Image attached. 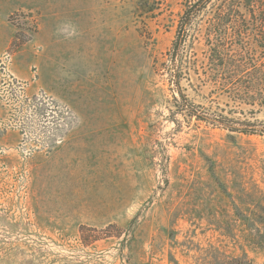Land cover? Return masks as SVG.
Listing matches in <instances>:
<instances>
[{"label":"rangeland","instance_id":"obj_1","mask_svg":"<svg viewBox=\"0 0 264 264\" xmlns=\"http://www.w3.org/2000/svg\"><path fill=\"white\" fill-rule=\"evenodd\" d=\"M193 1L0 0V264H264V50L229 74L209 38L252 1L213 0L175 58L221 123L170 80Z\"/></svg>","mask_w":264,"mask_h":264},{"label":"trees","instance_id":"obj_2","mask_svg":"<svg viewBox=\"0 0 264 264\" xmlns=\"http://www.w3.org/2000/svg\"><path fill=\"white\" fill-rule=\"evenodd\" d=\"M212 1L213 0H195L187 4V7L180 19L176 37L172 46V60L175 64H172L173 66L169 68L171 75V84L175 86L173 88V92H175V99L179 103L177 109L180 111H189L191 114L196 115L199 119L211 123H216V121H219L221 123L225 119L229 121L230 118L227 116H222L223 119L216 118L215 115L210 116L209 114L201 116L193 106H190L192 105L191 100L185 93L181 83L186 74L188 75L187 77H190V72H185L184 65L176 64L175 59L179 54V50L187 44V40L190 35L192 26L194 25L193 22L195 18L199 15L200 12L206 9L208 4L212 3ZM230 1L232 3L236 0ZM250 1H252L251 6L249 7L252 14V22L247 19L246 16L243 17L241 12H235L234 15L229 17V15L226 14L227 5L225 4L224 7L220 8L221 11L218 13L217 18H215L209 26L211 29H213L209 33V38L211 41V51H213L217 55L214 60L220 61V63L218 64V66L222 67L220 69H222L223 71L227 70L229 74H237L242 71L243 68L248 64H255V59L259 51L258 48H262L264 50V0H254V2L253 0H248V2ZM241 2L244 1L238 0L239 4L236 5L239 6ZM231 3L229 2V4ZM214 4L215 3H213V5ZM231 5L233 6V3ZM226 18L228 19V21H230L229 23L225 21L227 20ZM252 24L256 27V30H260L259 34L261 35V38H259L256 33H251L245 28L250 27ZM223 32L225 33V37H223L222 40L217 39L216 35L218 33L223 34ZM211 56L213 57V54H211ZM227 64L229 65L227 66ZM187 69L190 70V67H188ZM215 69L217 70V68ZM257 71V75L253 72L250 73L252 74V76L249 75L250 78L248 79V81H244V87L247 89L248 96L250 95L252 97H258L257 99L260 100L264 96L262 93V90H264V67L262 68L261 66H258ZM176 93L178 96H176ZM263 101L264 100H262L261 102L263 103ZM248 123H251V121L246 122V125L248 126L239 128L241 129L240 131L253 132L254 130L249 127V125L251 124ZM228 125L229 127H233L232 124ZM256 243L257 247L264 250V234L261 235L260 239L257 240ZM225 264H250V261L241 257H232L227 259L225 261Z\"/></svg>","mask_w":264,"mask_h":264}]
</instances>
